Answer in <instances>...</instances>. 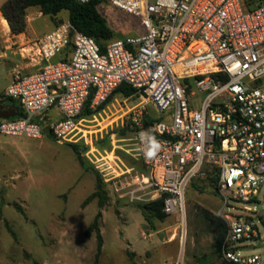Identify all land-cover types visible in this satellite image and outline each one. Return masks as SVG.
I'll list each match as a JSON object with an SVG mask.
<instances>
[{
  "label": "built area",
  "instance_id": "obj_1",
  "mask_svg": "<svg viewBox=\"0 0 264 264\" xmlns=\"http://www.w3.org/2000/svg\"><path fill=\"white\" fill-rule=\"evenodd\" d=\"M99 1L139 18L146 33L102 46L68 21L31 43L37 70L15 72L4 92L25 115L1 120L0 135L42 139L49 132L79 144L89 101L98 112L128 84L161 116L150 129L138 124L132 139L142 169L102 174L104 180L120 199L164 198V213L182 217L192 181L215 172L228 226L225 259L264 264L261 254H242L248 242L264 244V211L256 210L264 197V0ZM64 54L68 59L55 61ZM141 133L160 144L153 158L145 157Z\"/></svg>",
  "mask_w": 264,
  "mask_h": 264
},
{
  "label": "rangeland",
  "instance_id": "obj_2",
  "mask_svg": "<svg viewBox=\"0 0 264 264\" xmlns=\"http://www.w3.org/2000/svg\"><path fill=\"white\" fill-rule=\"evenodd\" d=\"M8 1L0 0V12ZM99 9L116 32L108 42L146 33L139 18L111 3L102 1ZM5 20L0 13V96L14 79V69L21 66L18 56L8 51L6 57L2 50L36 43L68 22L69 13L51 17L38 8L29 9L27 30L22 34H14ZM30 38L38 40L31 42ZM66 57L64 54L57 60ZM160 116L139 96H113L103 110L83 118L87 120L83 122L86 138L78 144L86 147L82 163L68 144L56 141L49 132L42 139L0 135V264H217L212 216L224 220L223 203L217 182L207 174L188 187L184 216H167L164 221L153 219L151 223L146 221L140 204L120 199L113 184L102 176L110 174L107 178H113L126 168L142 169L131 151L132 139L138 124ZM106 161L109 164L105 165ZM109 166L112 168L104 171ZM99 180L107 193L104 207L98 199L85 205L97 191ZM260 203L264 206L263 196ZM263 206L257 207L258 213L264 211ZM99 212L103 246L98 256L96 233H86ZM259 221L264 238V218ZM252 245L254 250L243 249L242 254L264 257V244H246Z\"/></svg>",
  "mask_w": 264,
  "mask_h": 264
},
{
  "label": "trees",
  "instance_id": "obj_3",
  "mask_svg": "<svg viewBox=\"0 0 264 264\" xmlns=\"http://www.w3.org/2000/svg\"><path fill=\"white\" fill-rule=\"evenodd\" d=\"M100 4L101 1L99 0H94L87 3L79 2L77 0H10L3 6L1 13L3 14L6 21L9 22L12 32L14 34H22L27 30V11L29 9L38 8L44 16L51 17H56L60 13L67 11L69 13V22L77 30L89 37L94 38L100 45L103 46L106 42L112 40L116 36V32L109 25L107 17L100 11ZM68 57L69 54H67V57L62 60H66ZM136 93L137 91L133 87L128 84H123L114 92V94L100 108V110H103L115 95H121L125 98H130L136 96ZM2 100L3 101L0 102V113L3 118L8 120H17L24 117L25 114L20 103L12 99H6L4 96ZM9 102L12 103L10 106H4V104H8ZM90 103L91 102L89 101V103L86 105L80 116V119H83L84 116H92L94 114V112L90 109ZM6 107L8 108L6 109ZM155 121L152 119H145L144 128L150 129ZM68 145L73 149L78 161L82 163V151L85 150L86 147L78 144ZM82 147L84 149H82ZM214 173L215 172L213 171H208L207 176L210 180L217 182V176ZM106 195L107 193L104 190L102 181L99 180L97 184V191L87 198L85 205H88L95 199H98L100 207L102 208L105 205ZM140 206L147 222L151 223L153 219L164 221L167 218V215L163 210L164 198L152 203L140 204ZM17 209L26 217V213L21 207L17 206ZM101 219L102 212H99L95 218V221L92 223L86 233L87 236H91L92 233H96L98 240V256L101 254L103 246V238L99 225V221ZM212 223L215 229L214 242L212 246L213 256L217 260V264H234L226 260L223 255V248L228 232V226L226 222L220 217L212 216ZM6 226L10 234L16 238V233L13 231L9 222H6ZM209 264H211V261Z\"/></svg>",
  "mask_w": 264,
  "mask_h": 264
},
{
  "label": "crops",
  "instance_id": "obj_4",
  "mask_svg": "<svg viewBox=\"0 0 264 264\" xmlns=\"http://www.w3.org/2000/svg\"><path fill=\"white\" fill-rule=\"evenodd\" d=\"M1 13V12H0ZM15 38V37H14ZM31 42L32 41H37L38 39H29ZM3 51V55L4 56H6L7 57V53L6 52H12V54L14 55V56H18L19 58H20V61H21V66L19 67H17L16 69H14V71H13V73H12V76L14 77V73L15 72H17V71H21V72H23V73H29V72H34V71H36L37 70V67L35 66L36 64H34V63H32V62H30V61H32V60H34L33 58H30V55H32L31 54V52H33L34 51V49L32 48V46H31V44H29V43H27L26 45H23V46H20V47H16V48H14V46L13 45H10V46H7V48L6 49H4V50H2ZM1 56V55H0ZM29 57L30 59H26V57ZM55 61H57V58L55 59ZM13 82V78H12V81H11V83ZM11 83L9 84V85H11ZM8 85V86H9ZM7 86V87H8ZM6 90V89H5ZM5 90L3 91V93L1 94V96H0V102L1 101H3L2 99H3V96H4V92H5ZM12 103H8V104H4V106H10ZM8 107H6V109H7ZM6 109H4V110H6ZM5 118H3V116L1 115V113H0V121L1 120H4Z\"/></svg>",
  "mask_w": 264,
  "mask_h": 264
},
{
  "label": "clouds",
  "instance_id": "obj_5",
  "mask_svg": "<svg viewBox=\"0 0 264 264\" xmlns=\"http://www.w3.org/2000/svg\"><path fill=\"white\" fill-rule=\"evenodd\" d=\"M140 139L142 141H145L148 145V147L145 151L146 159L153 158L157 154V152L160 148L159 142H157L154 137H151L145 133L140 134Z\"/></svg>",
  "mask_w": 264,
  "mask_h": 264
},
{
  "label": "bare ground",
  "instance_id": "obj_6",
  "mask_svg": "<svg viewBox=\"0 0 264 264\" xmlns=\"http://www.w3.org/2000/svg\"><path fill=\"white\" fill-rule=\"evenodd\" d=\"M4 23H5V25L8 26V22H7L6 20L4 21ZM31 54H32V55H30V58H33V57H32V56H33V53L31 52Z\"/></svg>",
  "mask_w": 264,
  "mask_h": 264
},
{
  "label": "water",
  "instance_id": "obj_7",
  "mask_svg": "<svg viewBox=\"0 0 264 264\" xmlns=\"http://www.w3.org/2000/svg\"><path fill=\"white\" fill-rule=\"evenodd\" d=\"M259 246H261V245H259ZM249 249H250V250H254V249H255V246H250Z\"/></svg>",
  "mask_w": 264,
  "mask_h": 264
}]
</instances>
